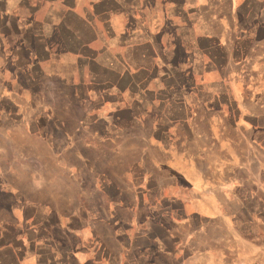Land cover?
Returning a JSON list of instances; mask_svg holds the SVG:
<instances>
[{"label":"crops","instance_id":"obj_1","mask_svg":"<svg viewBox=\"0 0 264 264\" xmlns=\"http://www.w3.org/2000/svg\"><path fill=\"white\" fill-rule=\"evenodd\" d=\"M0 264H264V0H0Z\"/></svg>","mask_w":264,"mask_h":264},{"label":"rangeland","instance_id":"obj_2","mask_svg":"<svg viewBox=\"0 0 264 264\" xmlns=\"http://www.w3.org/2000/svg\"><path fill=\"white\" fill-rule=\"evenodd\" d=\"M51 83L49 86L53 91L52 95L49 97V104L55 110L56 115H60L61 117V136H73V131L71 128L73 127L75 121L83 114V108H85V102L82 100L81 95H83L84 90L82 88L76 91L68 85L65 81L61 82L57 79H51ZM40 95V100H41ZM42 103V101H41ZM65 162L66 168L71 169L70 171L75 170V168H79V165L75 163V161L68 156L65 161H61V163ZM83 169V168H82ZM68 179H73L74 176L68 177ZM79 178V177H77ZM68 182V181H67ZM68 185H72V183L68 182ZM68 212L69 209L65 208Z\"/></svg>","mask_w":264,"mask_h":264}]
</instances>
